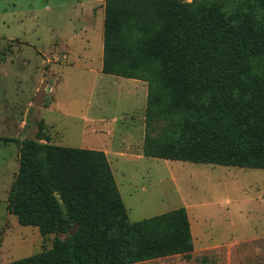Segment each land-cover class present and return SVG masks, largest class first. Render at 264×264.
I'll list each match as a JSON object with an SVG mask.
<instances>
[{
	"label": "trees",
	"instance_id": "1",
	"mask_svg": "<svg viewBox=\"0 0 264 264\" xmlns=\"http://www.w3.org/2000/svg\"><path fill=\"white\" fill-rule=\"evenodd\" d=\"M101 72L147 84L142 154L264 169V0H104ZM22 140L6 209L56 236L0 264L188 254L185 207L132 222L106 154Z\"/></svg>",
	"mask_w": 264,
	"mask_h": 264
},
{
	"label": "rangeland",
	"instance_id": "2",
	"mask_svg": "<svg viewBox=\"0 0 264 264\" xmlns=\"http://www.w3.org/2000/svg\"><path fill=\"white\" fill-rule=\"evenodd\" d=\"M103 19L104 0H0V243L21 245L1 260L63 237L38 243L6 209L21 142L39 134L103 151L132 222L191 207L188 254L130 264H264V169L144 156L147 84L101 72Z\"/></svg>",
	"mask_w": 264,
	"mask_h": 264
},
{
	"label": "crops",
	"instance_id": "3",
	"mask_svg": "<svg viewBox=\"0 0 264 264\" xmlns=\"http://www.w3.org/2000/svg\"><path fill=\"white\" fill-rule=\"evenodd\" d=\"M127 80H129V82H134L133 84H137V83H135V82H138L137 81V79H133V78H129V79H127ZM142 86V85H141ZM144 88V87H143ZM57 97H55L54 99H56ZM55 102H56V100H55ZM86 121V120H85ZM113 173V172H112ZM113 176H114V179H115V182H116V185H117V188H118V191H119V193H120V196H121V199H122V195H121V190H120V186L118 185V183H117V180H116V178H115V175H114V173H113ZM122 202H123V199H122ZM123 204H124V202H123ZM125 206V205H124ZM126 208V207H125ZM190 209H191V207H189V206H187L186 207V212H187V215H188V219H189V224H190V228L192 229V234H194V235H197V233L195 232L194 233V231H193V224H192V218H191V211H190ZM127 210V209H126ZM10 214H12V213H9V216H10ZM127 214H128V212H127ZM25 226H32V225H25ZM34 227H36V228H34ZM34 227H32V229H30V231L29 232H31L32 234H34V236H36V240L38 241V243H40V240H41V238H42V236L40 235V233H39V229H38V227L37 226H34ZM27 233V232H26ZM3 243H4V238H3V240L1 241V243H0V263H7V262H10V261H13V260H16V259H7V260H4V261H2L1 260V256L2 257H7V255H9V254H11L12 252H14V251H17V250H20V248H21V245H17L16 247L15 246H13V247H11L10 249H3L2 250V248H3ZM40 251V250H39Z\"/></svg>",
	"mask_w": 264,
	"mask_h": 264
}]
</instances>
